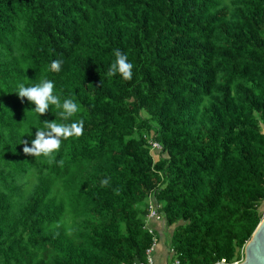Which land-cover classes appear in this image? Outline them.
Listing matches in <instances>:
<instances>
[{
	"label": "trees",
	"instance_id": "trees-1",
	"mask_svg": "<svg viewBox=\"0 0 264 264\" xmlns=\"http://www.w3.org/2000/svg\"><path fill=\"white\" fill-rule=\"evenodd\" d=\"M43 78L70 121L15 93ZM79 119L54 160L23 153ZM263 219L264 0H0V264H148L163 238L171 263L236 264Z\"/></svg>",
	"mask_w": 264,
	"mask_h": 264
},
{
	"label": "clouds",
	"instance_id": "clouds-1",
	"mask_svg": "<svg viewBox=\"0 0 264 264\" xmlns=\"http://www.w3.org/2000/svg\"><path fill=\"white\" fill-rule=\"evenodd\" d=\"M115 57L111 63L106 75L113 77L119 74L125 81H131L133 78V64L128 62V57L120 49H115L113 52ZM63 61L55 59L50 64V70L60 72ZM55 83L50 79L43 78L34 85L26 86L24 83L17 84L16 94L23 103L25 98L28 102L35 105L34 111L39 116L45 115L50 106H55L59 111V116L62 121H70L79 111L80 106L72 98H65L61 102L60 96L54 94ZM84 120L79 119L71 123H61L56 120L43 121V128H36L35 138L30 142L28 140L21 141L23 144V153L26 156L39 158H52L54 153H58L62 142L70 138H78L83 135ZM29 143L31 146H29ZM51 162V161H50ZM59 165H63V160L56 161ZM109 179L101 180V187L109 184ZM218 264H224L223 259Z\"/></svg>",
	"mask_w": 264,
	"mask_h": 264
},
{
	"label": "water",
	"instance_id": "water-1",
	"mask_svg": "<svg viewBox=\"0 0 264 264\" xmlns=\"http://www.w3.org/2000/svg\"><path fill=\"white\" fill-rule=\"evenodd\" d=\"M237 264H264V219L245 247L244 260Z\"/></svg>",
	"mask_w": 264,
	"mask_h": 264
},
{
	"label": "crops",
	"instance_id": "crops-1",
	"mask_svg": "<svg viewBox=\"0 0 264 264\" xmlns=\"http://www.w3.org/2000/svg\"><path fill=\"white\" fill-rule=\"evenodd\" d=\"M159 224V223H158ZM160 229H162V224H159ZM161 246L159 249L157 248L156 251L153 253V260L155 264H167L171 260V255L169 254V248L166 246V243L164 241H161L159 243Z\"/></svg>",
	"mask_w": 264,
	"mask_h": 264
},
{
	"label": "built area",
	"instance_id": "built-area-1",
	"mask_svg": "<svg viewBox=\"0 0 264 264\" xmlns=\"http://www.w3.org/2000/svg\"><path fill=\"white\" fill-rule=\"evenodd\" d=\"M152 146L154 148H159L158 144H156V143H153ZM155 206H156L155 204H152L151 207H150L151 212L149 214V219L150 220H161V217L158 214L157 209H156ZM157 245H158V242H157V240H155L154 241V244H153V247L150 250H148V252H147V254H148V261H149L148 264H155L154 263V260H153V253L155 251L154 250V247L156 248ZM223 261H224V264H226V261L225 260H223ZM167 264H179V262L178 261H174L172 263L171 262H168Z\"/></svg>",
	"mask_w": 264,
	"mask_h": 264
},
{
	"label": "rangeland",
	"instance_id": "rangeland-1",
	"mask_svg": "<svg viewBox=\"0 0 264 264\" xmlns=\"http://www.w3.org/2000/svg\"><path fill=\"white\" fill-rule=\"evenodd\" d=\"M168 238H169V235H168ZM168 242V241H167ZM161 245L158 243V245L156 246V248L154 247V250L156 251V249L160 247ZM154 257V256H153ZM172 261V260H171Z\"/></svg>",
	"mask_w": 264,
	"mask_h": 264
}]
</instances>
